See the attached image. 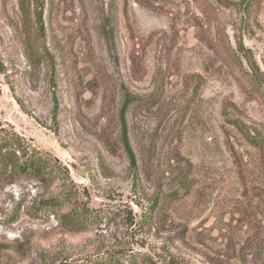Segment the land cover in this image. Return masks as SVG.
<instances>
[{"label":"rangeland","instance_id":"obj_1","mask_svg":"<svg viewBox=\"0 0 264 264\" xmlns=\"http://www.w3.org/2000/svg\"><path fill=\"white\" fill-rule=\"evenodd\" d=\"M34 18L0 0V128L59 175L0 184V264H254L264 151L233 122L264 137V0H46L41 35ZM74 205L85 230L62 222Z\"/></svg>","mask_w":264,"mask_h":264},{"label":"trees","instance_id":"obj_2","mask_svg":"<svg viewBox=\"0 0 264 264\" xmlns=\"http://www.w3.org/2000/svg\"><path fill=\"white\" fill-rule=\"evenodd\" d=\"M22 10L25 14L35 15V25L38 34L44 32V10L46 0H19ZM103 33L107 38H111V30L103 27ZM113 34V33H112ZM135 98L126 93L124 103L121 108V119L124 133V146L132 166L136 165L135 155L128 142L126 113L129 107L134 103ZM233 125L238 129L243 138L254 148L264 151V137L255 129H251L240 121H234ZM61 168V167H60ZM65 170V169H63ZM16 175L32 177L38 181L44 182L53 180L59 175V167L52 161H49L36 148L30 146L26 140L14 131H8L0 128V184L7 182ZM64 202V201H63ZM63 203L58 197H51L42 201L44 210H53L59 208ZM158 204V202L156 203ZM93 210L83 205H74L69 211L62 214V222L74 228L75 230H85L92 222ZM82 264H131V257H109L92 259ZM254 264H264V253L259 248L254 254Z\"/></svg>","mask_w":264,"mask_h":264}]
</instances>
